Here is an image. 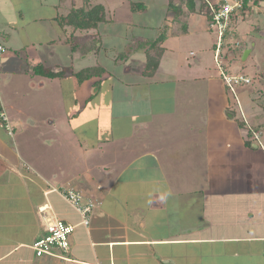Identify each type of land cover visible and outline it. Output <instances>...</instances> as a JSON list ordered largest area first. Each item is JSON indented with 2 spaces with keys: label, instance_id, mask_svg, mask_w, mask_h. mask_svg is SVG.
<instances>
[{
  "label": "crops",
  "instance_id": "obj_1",
  "mask_svg": "<svg viewBox=\"0 0 264 264\" xmlns=\"http://www.w3.org/2000/svg\"><path fill=\"white\" fill-rule=\"evenodd\" d=\"M61 5H65L61 0H0V43L6 48L0 61L1 100L8 103L4 108L13 128L11 140L0 126V264H264V133L252 130L258 141L247 136L230 117L232 102L220 74L202 72L206 52L216 64L215 33L203 16L191 15L183 34L167 35L158 45L162 54L152 77L134 78L130 70L143 69L147 47L138 49L142 59L128 65L129 55L126 61H117L101 44L98 59L112 61L113 69L122 72L112 75L109 69L111 73L82 84L72 74L80 109L92 101L95 112H106L113 122L108 125L113 137L103 144L81 141L75 147L74 165L68 163L74 155L71 150L63 165L52 156L40 159L32 145V158L18 147L14 150L12 145L19 144L25 130L39 125L26 109L55 80L43 73L60 71L59 54L71 61L72 39L78 32H89L66 25L70 10L61 12ZM105 19L102 25L108 19L116 22ZM100 26L90 31L99 36ZM79 44L77 39L75 51ZM192 48L200 53L186 51ZM167 54L184 68V77L161 73ZM98 81L95 95L92 82ZM201 82V88H194ZM106 84L108 90L100 95ZM164 87L172 95L171 110L164 108L165 100L158 94ZM23 98L28 99V108ZM243 98L244 119L257 121L253 101ZM16 128L21 129L17 139ZM46 134L38 137L47 142ZM54 144V153H60L62 144ZM71 186L99 203L88 227L80 224V215L60 195ZM161 199L170 200L166 204ZM43 205L74 226L67 253L35 257L31 246L43 233L38 214Z\"/></svg>",
  "mask_w": 264,
  "mask_h": 264
},
{
  "label": "rangeland",
  "instance_id": "obj_2",
  "mask_svg": "<svg viewBox=\"0 0 264 264\" xmlns=\"http://www.w3.org/2000/svg\"><path fill=\"white\" fill-rule=\"evenodd\" d=\"M74 1H76V3L73 2L71 3V0H61V4L65 3V5L63 6L61 5L62 7L60 11L65 12L71 9H79L87 5V3H92L90 7L88 6L89 8L93 7L94 5L100 4L105 9L104 12L105 17L115 18L116 22L114 23V19L112 21L108 19L109 21L106 22L104 25H102V23H99V25L101 24L99 29L100 28L103 29L102 34L100 33L99 36H95L96 32H92V31L89 32L85 31L87 33L78 32L76 36L73 38V43L69 45L68 53L69 54L71 53L72 55L71 61L66 59V55H63V53L59 54L61 56L57 60L60 61L61 64L59 68L65 73L63 77L59 76L58 78H54L55 80L52 81L51 84H48L49 86L48 91H46L44 94L37 95V98L39 100L36 99V101L32 103L29 108L26 104L28 99L26 100L23 98L24 106L28 108L26 109V111L28 112L25 111L26 113H28L27 116L30 115L32 116V120L36 119L37 121H39V125H37L36 129L27 128L24 134L21 132L23 135L18 139H17V134H20L21 129L16 128L15 137L18 140L19 144H16L17 143L16 141V143L12 145L14 150L15 149L17 150V147L20 148L21 152L26 157L29 158H32L33 156V147H30L32 145L34 146V154H35V149L37 148L36 155L40 157V159L44 160L52 156V158L56 159L57 162H60L61 165L67 164L65 158L68 154V151L70 150L73 151L74 155L70 157V162L68 163L72 165L76 163L75 161H76L77 151L75 147L79 145L81 141L94 142V143H98L99 145L100 143L103 144L102 142L109 140L110 137H113L110 133L112 129L108 126V125L112 126L113 122H111V120L107 118L106 112H104L103 114L101 112L99 113L95 112L97 107L93 106L92 101L88 102L84 111L80 109L81 100L77 97L76 93H74L73 85H72L73 83L71 80L72 74L77 73L76 72L77 70L79 72L81 70H85L88 68H98L99 65H102L103 67L105 66L107 67L106 70L103 69L100 72L101 75L100 77H102L103 75H107L111 72L112 75H115L116 73L120 74L122 72V70L120 69L117 70L115 68L113 69V67L111 66L112 61H107L104 59V57L98 59L101 53L99 54V56L96 54L98 50L97 46L101 44L102 50L108 52L107 55H109V57L112 58L113 55H115L116 58H119V56H121L122 58L123 56L126 55L128 57L129 55L130 63L128 65H130L132 61L137 60L139 57H140L139 59L143 58L140 55H142L143 51H144L143 53L145 54V50H143L140 46L142 45L145 46L144 43H146L147 45V42L150 43V41H153L155 37L159 38L162 35L163 36L172 35L177 37L180 36V34H183L182 22L178 23L179 27L177 25H173L174 29H172L171 25H169L170 27L169 29L167 28V30H165L164 28L161 29V24L163 23L164 16L169 18V14H167L166 12V7H167L166 1L168 3V0H138L136 2L135 0L134 2H132L131 0H74ZM142 1H143L142 7H140L139 10H137L138 9L137 7L139 6L136 5V3L141 4ZM257 1L258 4H256L255 6V4L253 5L254 0H248L249 6L252 7H250L249 10H247V12L244 14L236 13V16L233 20V24L228 25L229 28L228 31H230V34H228L227 36V41H231L232 44H228L225 46L227 47L226 49L229 51V53L228 52L225 53L226 56L224 57L222 56L220 58L222 63L219 60L218 62H215L216 64H214L211 55H209V52L205 53V62H204L205 67L202 71L203 73H205L204 72L205 70L206 73H208V75L219 77L220 74L219 67L222 66L226 74H228L229 76L247 77L248 80L250 81L249 82L250 84L253 83L251 77L255 73V70L261 69L263 71V76H264V0H257ZM147 6L149 10H146ZM132 8L135 9L133 10ZM190 16L191 15H189V17ZM204 18L202 20L203 23L206 25ZM187 19H186V23H187ZM186 23L184 24L187 26ZM53 27L54 30L56 29L55 34L60 35L61 30L56 27V24H53ZM70 31H71L70 29H66V32L68 34H70ZM83 35L85 37H83ZM77 39L80 44L77 47V50L75 51L76 45L74 44ZM213 39L215 44L216 34L215 35L213 34ZM236 40L239 43V46H234ZM253 43L255 45L254 51L248 56L245 62L244 61L242 62L240 56L242 55L244 50L250 49ZM61 44L62 43H59V46ZM186 48L184 47V49ZM233 48H235L234 51H232ZM60 49H61L59 50L60 52H63L65 50L64 46H61ZM138 49L143 51L141 52ZM186 51H193L194 54L200 53V49H196V48L188 49ZM167 55L168 56H166V59L165 60L163 59L161 61V73L163 72L164 75L169 73L170 75L173 72L179 77H180L179 74H181V77H184L186 75L184 72V68L181 67L180 64L176 62V60L174 59L175 57L172 54H167ZM190 60L192 62V58H190ZM54 62L55 60L53 61V63ZM128 65H126V67ZM81 66L84 68L80 70ZM126 67L123 68L126 69ZM42 69L45 70L43 67L40 68V70ZM109 69L111 70V72ZM130 70L134 74L133 76L134 78H139V74L143 75L142 74L143 69H140L138 67H131ZM44 73H46V71ZM45 78L51 79L47 76H45ZM262 81L264 82V79ZM250 84L248 85L244 84L242 85V87L240 86L238 89L235 88L234 93L229 91V89H227L225 86L224 87L232 102L230 110L233 111V109H235L234 107H236V116L238 118H242L244 120L242 110L244 109L243 103L245 101L242 102L240 97L244 96L243 99L249 101L250 104L251 101H253V105L250 106L251 107L254 106L255 115H257L259 119L255 122L254 120L249 121L247 126L250 125L248 127H250L252 130H256L255 127H257L258 125L264 126V118L259 116V115L263 116V110H260L261 109L260 104L261 103L264 104V97L262 98V96H259L258 94L256 95L255 92H252L256 89H260L261 86L260 81L257 83L254 82V87H255L254 89H251ZM200 86H203L202 82L198 83V85L194 86V88L197 87L201 88ZM101 88L102 89L100 95H102V93H104L106 89L108 90L109 84H106ZM158 94L163 96L162 98H164L165 100V102H163L164 108L170 107L171 110L172 95L169 92V88L168 87H164L163 89L161 88ZM0 100H1V91H0ZM4 101L7 103L6 100ZM5 102L3 105V102L1 100V104L3 107L2 111L4 110L5 114H7L8 112L7 110L5 111L4 107L8 103L6 104ZM159 104L161 103L158 102L156 105ZM236 104L237 106L240 105L239 110ZM241 105H242V109H240ZM238 111H240L241 117L238 114L239 113ZM52 121H54L55 124L54 127H51L52 125L51 126L45 125L46 123L48 122L51 123ZM245 121L247 123V118H245ZM11 122L12 121L10 120V123ZM0 124L1 126L3 124L1 118H0ZM106 130L108 132V135H106L107 137L100 134V133H105ZM2 131H4L7 137L12 140L13 135L9 136L7 134V131L3 128V126H2ZM120 131L124 133L123 130ZM45 132L47 133L46 134L47 142H43L42 138L38 137L43 135ZM123 133H119V134H123ZM49 142L52 144L50 147H49L50 144ZM55 142L56 144L57 143L62 144L60 153H54L56 149L55 147L56 145L54 144ZM28 143H30V145H28ZM63 146L66 148V150L65 148H63ZM93 162H95V160H91V163ZM164 200H166V202ZM169 200L170 199H161V201L165 202L166 204L169 202ZM61 207L68 208L63 205Z\"/></svg>",
  "mask_w": 264,
  "mask_h": 264
},
{
  "label": "built area",
  "instance_id": "obj_3",
  "mask_svg": "<svg viewBox=\"0 0 264 264\" xmlns=\"http://www.w3.org/2000/svg\"><path fill=\"white\" fill-rule=\"evenodd\" d=\"M243 6V0H217L215 5L209 4L210 22L209 28L216 34V48L214 59L218 62L226 53V45L232 44L227 41L230 34L228 25L230 24L231 15L240 11ZM234 46H239L236 41ZM6 52V48L0 43V61ZM220 78L224 86L234 93L235 88L241 84H250L248 78L244 76L231 77L226 74L221 66ZM235 98V97H234ZM0 100V118L3 122L2 126L9 136H12V127L8 122V118L2 111ZM1 126V125H0ZM1 126V127H2ZM57 191L53 189V192ZM62 198L80 215V224L84 227L89 226V218L93 211L97 208V200L83 197L74 187H66L60 191ZM39 218L42 224V236L34 241L31 248L37 258L43 256H59L57 253H67L70 248V236L74 231V226L65 223L51 212L48 205L40 206L38 209Z\"/></svg>",
  "mask_w": 264,
  "mask_h": 264
},
{
  "label": "trees",
  "instance_id": "obj_4",
  "mask_svg": "<svg viewBox=\"0 0 264 264\" xmlns=\"http://www.w3.org/2000/svg\"><path fill=\"white\" fill-rule=\"evenodd\" d=\"M216 1L217 0H168L166 12H167V14H169V18H167L165 20V23L163 24V26H161V29L164 28L165 30H167V28L169 29V27H170L169 25H171V26L177 25L179 27L178 23L182 22L183 23L182 24L183 30L185 31L186 25L184 23H186V19L189 17V15H200V16L205 17V19L207 21V27L209 30H211L209 28V22H210L211 17L209 15L210 12H209L208 6H209V4L215 5ZM254 4L256 6V4H258V1L254 0L253 5ZM136 5L139 6V7H137L138 8L137 10H139V8L142 7L143 4L142 3L141 4L136 3ZM250 7H252V6H249L248 0H243V6L240 9V11L237 12V14H244L245 11L247 12V10H249ZM132 9L134 10L135 8H132ZM104 10H105L104 7L100 4L94 5L91 8H89L88 5H85L84 7L79 8V9H71L69 14L67 15V17L65 19L66 20L65 24L68 25L69 27H71L74 31L95 30V29H97L99 23L105 22V20H106ZM235 16H236V14L231 15L230 25L233 24V20H234ZM182 19H183V21H182ZM165 38H166V36L162 35L161 37L157 38L156 40L150 41V43L147 42V45H146V43H144L145 46H143V45L140 46L142 49L147 47L146 50L144 49L145 50V59H144L145 62L143 65V73H142L143 76L152 77L154 75L156 69L158 68L160 58H161V54H162V49L161 48L159 49L158 45ZM72 41H73V39H72ZM235 48H233L232 51H234ZM227 52L229 53L228 50L226 51V53ZM224 56H226V55H224ZM126 58H127V55L123 56L122 58H121V56H119V58H117L116 60L117 61L122 60V62H124V61H126ZM102 70L103 69L100 67L88 68L85 70H81L77 73H74L73 76L76 78V80L79 84H82L84 82L90 81L93 78L100 77L101 76L100 72ZM43 75L47 76L51 79H54V78H58L59 76L63 77L64 72L62 70H60L58 72L48 71V72L44 73ZM251 79L253 80V83L250 84L251 89L255 88L254 82L255 83H257L259 81L261 82L260 89H256L252 92H255L256 95L258 94L259 96H262V98H263L264 97V82L262 81L264 79L263 71L261 69L255 70V73L253 74ZM92 83H93L94 94L96 95L98 88H99L101 83L99 81L98 82H92ZM242 85H244V84H241L240 86L242 87ZM246 85H248V84H246ZM240 86H238L237 89ZM236 106H237V104H236ZM260 107H261V110H263V118H264V104L261 103ZM233 111H230V114H231L230 117L237 123V125L240 128H243L246 130L247 136H249V137L251 136L253 138V140L258 141V137H256L257 135L253 136L254 132L252 131V129L250 127H248L249 125L247 126L248 123H246L245 119L243 120L241 118H238L236 116V110L233 109ZM255 128H256V131L262 132L261 134L264 133V126L263 125H258ZM246 144L249 145L248 143H246Z\"/></svg>",
  "mask_w": 264,
  "mask_h": 264
},
{
  "label": "water",
  "instance_id": "obj_5",
  "mask_svg": "<svg viewBox=\"0 0 264 264\" xmlns=\"http://www.w3.org/2000/svg\"><path fill=\"white\" fill-rule=\"evenodd\" d=\"M253 47H254V44L251 45V48H250V49H247V50H245V51L242 53V56H241V61H242V62H243L244 60L247 59L248 55L252 52Z\"/></svg>",
  "mask_w": 264,
  "mask_h": 264
},
{
  "label": "clouds",
  "instance_id": "obj_6",
  "mask_svg": "<svg viewBox=\"0 0 264 264\" xmlns=\"http://www.w3.org/2000/svg\"><path fill=\"white\" fill-rule=\"evenodd\" d=\"M1 91V90H0Z\"/></svg>",
  "mask_w": 264,
  "mask_h": 264
}]
</instances>
